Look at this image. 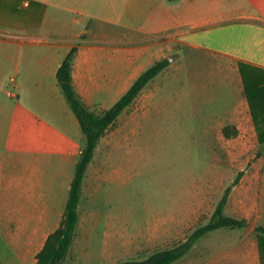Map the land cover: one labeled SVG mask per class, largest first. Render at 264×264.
<instances>
[{
  "label": "crops",
  "instance_id": "crops-1",
  "mask_svg": "<svg viewBox=\"0 0 264 264\" xmlns=\"http://www.w3.org/2000/svg\"><path fill=\"white\" fill-rule=\"evenodd\" d=\"M170 44L204 50L207 87L208 81L216 91L218 82L231 86L228 112L214 110L213 96L208 98V124H257L252 129L264 150V0H0V230L11 247L0 264H34L62 218L85 145L56 78L69 50L77 48L72 86L99 112L117 101L154 56L166 57ZM192 65V79L199 82L203 78ZM96 151L97 146L82 178L66 258L79 237L92 238L77 232L85 194L91 199L116 171L93 168ZM38 208L44 210L40 221ZM54 209L60 217L41 236L37 225L41 231L49 225ZM95 214L88 213L87 229Z\"/></svg>",
  "mask_w": 264,
  "mask_h": 264
},
{
  "label": "rangeland",
  "instance_id": "rangeland-1",
  "mask_svg": "<svg viewBox=\"0 0 264 264\" xmlns=\"http://www.w3.org/2000/svg\"><path fill=\"white\" fill-rule=\"evenodd\" d=\"M164 53L170 64L97 143L98 164L93 168L116 171L91 199L85 194L76 231L79 236L89 232L92 238L79 237L64 264H113L178 244L209 220L225 187L240 171L224 213L245 218L246 226L208 231L170 264H264L255 231L264 225V150L252 129L257 124H208L211 102L214 110L231 109V86L218 82L217 91L210 81L206 86L202 49L170 44ZM190 62L193 69L197 65L201 81L192 79ZM90 211L96 214L87 229ZM42 212L36 210L38 221ZM59 214L52 210L42 231L37 225L41 236L55 227ZM10 250L0 230V255Z\"/></svg>",
  "mask_w": 264,
  "mask_h": 264
},
{
  "label": "trees",
  "instance_id": "trees-1",
  "mask_svg": "<svg viewBox=\"0 0 264 264\" xmlns=\"http://www.w3.org/2000/svg\"><path fill=\"white\" fill-rule=\"evenodd\" d=\"M76 50V46H73L63 58L57 69L56 78L67 103L78 119L85 137V145L74 166V176L70 183L60 224L46 237L42 248L36 253L34 264H64L78 219L77 206L81 194L82 178L99 139L104 135L107 127L114 123L118 115L138 96L145 85L170 64L168 57L155 60L133 80L114 104L97 112L86 106L72 86L71 72ZM259 138L260 141H264V137ZM241 174V171L238 172L232 184L225 187L209 220L195 227L184 240L172 247L155 250L146 257L120 260L113 264H170L182 257L206 232L220 227L235 229L246 226L247 221L244 218H236L223 212L231 188L239 181ZM255 231L260 235L259 244L264 251V225H257Z\"/></svg>",
  "mask_w": 264,
  "mask_h": 264
}]
</instances>
